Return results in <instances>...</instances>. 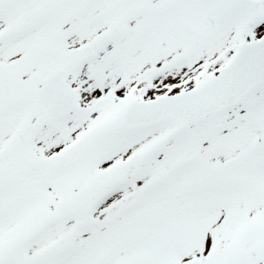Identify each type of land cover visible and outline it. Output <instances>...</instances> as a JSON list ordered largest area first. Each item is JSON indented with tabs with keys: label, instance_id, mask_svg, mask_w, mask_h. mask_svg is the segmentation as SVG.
<instances>
[{
	"label": "snow or ice",
	"instance_id": "6c2138e0",
	"mask_svg": "<svg viewBox=\"0 0 264 264\" xmlns=\"http://www.w3.org/2000/svg\"><path fill=\"white\" fill-rule=\"evenodd\" d=\"M0 264H264V0H0Z\"/></svg>",
	"mask_w": 264,
	"mask_h": 264
}]
</instances>
